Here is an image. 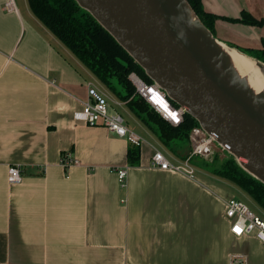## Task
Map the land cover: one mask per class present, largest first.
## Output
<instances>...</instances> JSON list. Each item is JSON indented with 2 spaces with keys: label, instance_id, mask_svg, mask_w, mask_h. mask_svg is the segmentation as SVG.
I'll list each match as a JSON object with an SVG mask.
<instances>
[{
  "label": "crops",
  "instance_id": "obj_1",
  "mask_svg": "<svg viewBox=\"0 0 264 264\" xmlns=\"http://www.w3.org/2000/svg\"><path fill=\"white\" fill-rule=\"evenodd\" d=\"M201 3L220 17L245 11L262 20V27L224 20L214 27L225 45L260 48L264 0ZM88 86L132 113L35 18L27 0H0V264H230L241 254L247 264H264L250 259L252 243L264 254L254 236L230 235L224 193L198 176L151 168L160 150L147 139L131 166L125 140L74 122ZM65 152L79 164L63 169ZM12 165L20 184H7ZM114 168H127L125 186Z\"/></svg>",
  "mask_w": 264,
  "mask_h": 264
},
{
  "label": "water",
  "instance_id": "obj_2",
  "mask_svg": "<svg viewBox=\"0 0 264 264\" xmlns=\"http://www.w3.org/2000/svg\"><path fill=\"white\" fill-rule=\"evenodd\" d=\"M75 2L170 101L264 184V93H252L237 78L221 42L186 0ZM229 48L252 61L264 79V64Z\"/></svg>",
  "mask_w": 264,
  "mask_h": 264
},
{
  "label": "trees",
  "instance_id": "obj_3",
  "mask_svg": "<svg viewBox=\"0 0 264 264\" xmlns=\"http://www.w3.org/2000/svg\"><path fill=\"white\" fill-rule=\"evenodd\" d=\"M202 24L215 37L214 27L217 20L233 24L262 27L263 21L255 19L249 13L242 11L239 18L220 17L206 12L201 0H186ZM28 6L37 20L56 37L105 87L155 135L165 146L174 149L188 142L191 129L198 126L197 122L187 114L183 122L172 127L162 120L145 102L135 94L134 87L128 79L131 73L136 74L144 83L152 84L144 71L116 43V41L81 9L75 0H27ZM237 49L247 57L264 64V39L258 49L227 45ZM117 84L122 92L114 88ZM175 107V103L170 101ZM177 155V154H175ZM128 163L138 165L139 148L131 147L127 153ZM185 159V158H183ZM182 159V160H183ZM219 176L228 179L246 193L264 211V184L247 174L230 156L217 172Z\"/></svg>",
  "mask_w": 264,
  "mask_h": 264
},
{
  "label": "built area",
  "instance_id": "obj_4",
  "mask_svg": "<svg viewBox=\"0 0 264 264\" xmlns=\"http://www.w3.org/2000/svg\"><path fill=\"white\" fill-rule=\"evenodd\" d=\"M134 87L135 94L165 122L172 127H177L183 122L184 111L180 107H175L166 97L165 93L156 85L144 83L136 74L128 76ZM88 99L82 103V108L73 113V120L76 124L87 127H101L127 142L130 147L140 148L143 139L130 130L124 119L112 109L109 97L99 92L95 87H87ZM116 106H121L120 102H114ZM191 151L185 160L171 162L161 151L155 150L150 158V167L161 171L171 172L196 180V168L191 163L192 158L208 159L214 154V148L218 146L214 139L206 135L199 126L189 137ZM79 161L69 152L61 154L60 166L68 169L78 165ZM117 176L121 186H125L127 178V168H114L111 170ZM6 181L9 185H17L22 181L21 171L18 166L12 165L7 168ZM224 207V218L229 226V233L232 237L240 239L254 236L264 249V220L254 214L240 200L228 198L222 200ZM230 264H247L245 255H233Z\"/></svg>",
  "mask_w": 264,
  "mask_h": 264
},
{
  "label": "rangeland",
  "instance_id": "obj_5",
  "mask_svg": "<svg viewBox=\"0 0 264 264\" xmlns=\"http://www.w3.org/2000/svg\"><path fill=\"white\" fill-rule=\"evenodd\" d=\"M226 45H232L227 43ZM240 49L244 50L243 47ZM114 88L122 92L121 88L115 83ZM109 95L115 100L119 101V99L112 94L110 91ZM112 106V105H111ZM123 107H119L116 105L112 106V109L120 114L125 122V125H128L130 130L140 136L142 139H147L151 142L157 149H159L164 155L173 162V159L170 157L169 153L173 156L177 154L179 158H187L191 151V146L189 144V137L197 129V126L193 127L189 132L188 142L182 143L175 147L174 154L170 149V147H165L158 139L153 137L149 131V129L132 113L130 114L126 110L122 109ZM230 155L227 152L222 151L218 147L214 148V154L209 157L208 159H199V158H192L191 163L196 168V176L199 177V181L209 187L214 188L222 193V196L227 198H234L243 202L248 209H250L254 214L258 215L262 220H264V211L251 199L246 193H244L236 184L229 181L228 179H224L217 172L221 169L222 164H224ZM183 159V160H185ZM199 172V173H198ZM218 205L214 202L213 208H216ZM218 208V207H217ZM250 249V259L255 262H264V254H262L259 248L252 243L249 247Z\"/></svg>",
  "mask_w": 264,
  "mask_h": 264
},
{
  "label": "bare ground",
  "instance_id": "obj_6",
  "mask_svg": "<svg viewBox=\"0 0 264 264\" xmlns=\"http://www.w3.org/2000/svg\"><path fill=\"white\" fill-rule=\"evenodd\" d=\"M218 48L226 55L228 65L237 78L241 79L252 93H264L263 76L252 61L223 43H218Z\"/></svg>",
  "mask_w": 264,
  "mask_h": 264
}]
</instances>
